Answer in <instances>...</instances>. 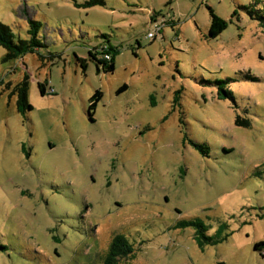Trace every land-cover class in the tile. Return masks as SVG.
I'll return each mask as SVG.
<instances>
[{"label": "rangeland", "instance_id": "374dc122", "mask_svg": "<svg viewBox=\"0 0 264 264\" xmlns=\"http://www.w3.org/2000/svg\"><path fill=\"white\" fill-rule=\"evenodd\" d=\"M90 1L0 0L42 44L13 61L0 45V264H105L119 236V264H264V28L242 8L264 0ZM105 46L113 73L90 55Z\"/></svg>", "mask_w": 264, "mask_h": 264}, {"label": "trees", "instance_id": "16d2710c", "mask_svg": "<svg viewBox=\"0 0 264 264\" xmlns=\"http://www.w3.org/2000/svg\"><path fill=\"white\" fill-rule=\"evenodd\" d=\"M105 4L104 0H92L88 2L87 6H93L95 4ZM263 2H256L253 6H244L245 10L248 11V14L251 16L253 20H256L260 22L262 27L264 28V3L263 7H259L260 4ZM212 15V25L209 30V37L212 39L218 38L226 29L228 26V22L218 15L215 14L213 10H211ZM160 18L154 17L152 19V23H155L159 21ZM163 25L165 22H162ZM33 29L31 30L32 39L31 40H23L19 39L18 41L15 38V34L10 26L4 24L0 21V45L3 46L6 50V57L5 61H13L16 59H19L23 57L25 54L30 52H35V49L42 44L40 43V40L38 39V29L40 27L39 22H32ZM120 54L119 48L114 47H102V49H93L90 52L91 57L97 61L98 64V70L104 71L106 73H113L116 69V57ZM100 55H103L101 58ZM81 63L83 64V67L86 69L88 67V60L87 59H79ZM29 78L26 77L25 80L18 84L15 89V94L18 96V110L20 113L27 114L29 111H32L34 108L30 104L28 99V92H29ZM39 87L41 90V93L43 95L47 94L48 88H50V82H40ZM127 89V86H124L120 92ZM50 94H53L51 91ZM103 93L97 92L92 98H91V105L89 108V111H93L96 107L98 101L102 98ZM237 124H245L244 121L239 118L237 120ZM248 125V124H246ZM199 146V145H197ZM201 147V146H199ZM184 227H195L197 228L196 232V239L200 245V247H205L209 243H216L217 241L207 235L208 229L206 225L201 220H192V221H185L181 223ZM258 247V246H257ZM134 247L123 237L119 236L117 237L109 249V254L106 260L105 264H119V261L121 259H128L133 258L135 256Z\"/></svg>", "mask_w": 264, "mask_h": 264}, {"label": "built area", "instance_id": "2783aa9c", "mask_svg": "<svg viewBox=\"0 0 264 264\" xmlns=\"http://www.w3.org/2000/svg\"><path fill=\"white\" fill-rule=\"evenodd\" d=\"M153 25H154V27H153L152 31L148 34L149 38H156L157 37L158 33H160V29H161V26L163 25V23L162 22L158 23V21H157Z\"/></svg>", "mask_w": 264, "mask_h": 264}]
</instances>
